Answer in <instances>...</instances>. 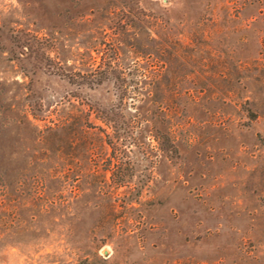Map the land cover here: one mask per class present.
Returning a JSON list of instances; mask_svg holds the SVG:
<instances>
[{
  "label": "rangeland",
  "instance_id": "obj_1",
  "mask_svg": "<svg viewBox=\"0 0 264 264\" xmlns=\"http://www.w3.org/2000/svg\"><path fill=\"white\" fill-rule=\"evenodd\" d=\"M0 264H264V0H0Z\"/></svg>",
  "mask_w": 264,
  "mask_h": 264
},
{
  "label": "trees",
  "instance_id": "obj_2",
  "mask_svg": "<svg viewBox=\"0 0 264 264\" xmlns=\"http://www.w3.org/2000/svg\"><path fill=\"white\" fill-rule=\"evenodd\" d=\"M114 53H116V50H113ZM118 56H116L115 59L108 60L106 63L103 61L102 65L98 66V72H92L89 73L90 75H94L92 79H90V82H92L95 85L101 84L104 80H109L110 82L117 84V88L121 91H126L123 78V71L120 66V62L117 61ZM166 141H169L168 137L165 139Z\"/></svg>",
  "mask_w": 264,
  "mask_h": 264
}]
</instances>
